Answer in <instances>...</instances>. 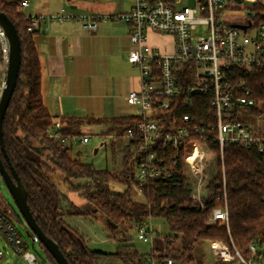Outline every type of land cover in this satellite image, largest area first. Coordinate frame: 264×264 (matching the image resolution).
<instances>
[{"label":"trees","instance_id":"1","mask_svg":"<svg viewBox=\"0 0 264 264\" xmlns=\"http://www.w3.org/2000/svg\"><path fill=\"white\" fill-rule=\"evenodd\" d=\"M24 0H0V10L15 23L22 44V63L16 86L3 121L5 152L0 156L11 173L13 166L27 191V201L41 229L55 240L71 264H100L99 255L106 254L87 246L85 237L65 220L66 217L102 219L117 241L127 238L128 222L147 224L154 217H162L170 233L163 236L164 248L148 255L140 254L134 247L123 244L118 255L126 264H194L198 258L200 242L220 240L232 252L237 248L250 258L249 245L255 242L264 246V143L262 149L240 143L228 144L221 153L220 145L210 141L208 146L216 153V172L205 183L202 202L192 195V176L179 150V162L170 176L157 179L141 188L135 181L134 165L142 157L140 144H126L122 169L119 172L98 169L71 155V149L62 148L59 141L48 136L54 118L46 107L42 95V64L29 21L22 9ZM170 2V0H166ZM236 0H230L233 6ZM0 42V77L6 74ZM232 82L245 80L257 106L235 111V118L251 126L247 113L264 118V69L249 73L240 67L228 70ZM186 101V100H185ZM191 105L182 108L198 120L207 118L210 98L196 94ZM167 119V118H166ZM209 119H213L211 116ZM139 116H122L102 119L105 135L122 134L133 127ZM68 135H79L77 129L63 126ZM254 131V130H253ZM264 136V131L255 132ZM169 157L175 153L168 149ZM6 153V154H5ZM63 175L68 190L77 192L83 199L76 204L63 193L52 175ZM80 180H83L79 182ZM78 181V182H77ZM120 184L123 188L117 187ZM140 194L143 199L137 200ZM228 208V221L208 220L217 207ZM52 264H59L42 244ZM235 260L231 263L235 264Z\"/></svg>","mask_w":264,"mask_h":264},{"label":"built area","instance_id":"2","mask_svg":"<svg viewBox=\"0 0 264 264\" xmlns=\"http://www.w3.org/2000/svg\"><path fill=\"white\" fill-rule=\"evenodd\" d=\"M229 1L197 0L195 6L176 7L166 0H136L130 11L121 14H74L66 8L48 14L25 13L30 32H47L52 22L71 19H78L91 33L97 31L102 20L129 22L128 60L139 73V88L131 91L126 99L136 107L139 120L124 133L110 137L140 144L143 155L134 165L133 176L141 188L170 176L179 162L178 151L181 150L182 159L195 180L191 195L202 202L205 183L211 176L210 167L216 158V153L208 146L210 141L220 145L221 153L233 143L262 149L264 136L257 135L249 125L235 118L237 109L253 106L261 109L262 106L251 97L245 80L232 82L227 73L232 67L249 73L256 68L264 69V0H236L233 6H228ZM28 3L29 0H24L22 9ZM243 8L248 11L247 17H239L236 22H231L224 13ZM234 23L245 28L236 27ZM149 30L172 35L174 51L163 52L149 45ZM0 42L7 69L9 41L1 26ZM5 87L6 74L0 77V97ZM196 94L210 98L207 118L202 120L182 109L192 106L191 97ZM62 128V122L54 120L48 129V136L59 141L62 148L73 150L74 146L89 141L88 134L68 135ZM168 149L175 151L172 157ZM217 220L228 221L227 206L215 208L208 224ZM127 226L135 227L138 237L144 240L153 231L151 220L147 224L128 222ZM0 232L25 264H39L37 256L27 249L21 233L1 212ZM209 244L216 260L232 262L236 257L235 264H264V256L257 254L255 242L249 245L251 256L248 259L235 247L233 253L223 241L213 240ZM8 255L9 250L0 247V262ZM167 264H173L172 260Z\"/></svg>","mask_w":264,"mask_h":264},{"label":"crops","instance_id":"3","mask_svg":"<svg viewBox=\"0 0 264 264\" xmlns=\"http://www.w3.org/2000/svg\"><path fill=\"white\" fill-rule=\"evenodd\" d=\"M135 2L29 0L23 11L48 14L66 8L74 14H121L130 11ZM182 2L169 3L180 7ZM129 31V22L122 19L102 20L93 33L78 19H71L52 22L47 32L33 34L42 64L43 100L54 120L79 130V135H89L95 128H100L102 134L106 129L102 119L138 116L136 107L126 99L139 88V73L128 60ZM148 43L163 52L175 49L172 35L153 30L148 31Z\"/></svg>","mask_w":264,"mask_h":264},{"label":"rangeland","instance_id":"4","mask_svg":"<svg viewBox=\"0 0 264 264\" xmlns=\"http://www.w3.org/2000/svg\"><path fill=\"white\" fill-rule=\"evenodd\" d=\"M188 5L195 6L196 0H183L179 5L180 7ZM226 16L230 17L236 22L239 17H247L248 11L246 9H233L224 12ZM131 110V109H130ZM134 110V109H133ZM132 110V111H133ZM134 112V111H133ZM248 120L251 122V126H254V132L264 131V118L254 117L247 113ZM106 130V129H105ZM104 130V131H105ZM89 141L86 143H80L74 146L71 150V155L79 157L83 163L93 164L98 169H109L111 171L119 172L122 169V163L124 154L126 153V144L128 142L124 139L114 140L110 136H104L101 134L100 128H95L93 133L89 134ZM211 175H213L216 168V160L213 161L211 167ZM191 175V174H190ZM58 188L65 193L68 198L76 204L82 203L83 199L75 192L68 190L67 184L64 182L63 175H52ZM83 180H80L81 182ZM78 182V181H77ZM192 185L195 184V180L192 177ZM119 188H123L120 184H115ZM137 200L143 199L138 194L135 196ZM0 212L4 214L21 233L27 249L33 252L38 260L39 264H52L49 260L45 249L41 246L40 242L33 235L30 227L26 223L20 210L18 209L12 195L10 194L3 178L0 175ZM69 225L78 229L79 232L85 237L87 246L92 250H99L106 254L99 255L100 264H126L115 253L119 251L123 244L134 247L140 254L148 255L153 250H162L164 248L163 236L170 233V229L164 218L154 217L151 219L152 233H148V239L144 240L138 237V230L128 228L127 238L129 241H117L111 234L108 225L102 219H92L90 217H66L65 219ZM0 247L9 250V255L6 256L0 264H25L23 258L14 253L12 246L8 245L4 235L0 232ZM198 258L194 264H233L228 261L216 260L211 252L209 242H200L197 245ZM257 254L264 256V246L257 245ZM251 256V253H250Z\"/></svg>","mask_w":264,"mask_h":264},{"label":"water","instance_id":"5","mask_svg":"<svg viewBox=\"0 0 264 264\" xmlns=\"http://www.w3.org/2000/svg\"><path fill=\"white\" fill-rule=\"evenodd\" d=\"M233 25L236 27L245 28V25L242 24L234 23ZM0 26L6 32L9 41V61L6 69V87L2 93V96L0 97V147L5 152L3 121L20 72L22 63V44L15 23L4 11L1 10ZM11 170L12 172L10 173L5 167L4 162L0 156V174L3 177V180L10 194L12 195L26 223L30 227L33 235L50 251V253L55 257L59 264H71L60 249L59 244L47 234H45V232L37 223L36 218L34 217L27 201L26 188L16 169L11 166Z\"/></svg>","mask_w":264,"mask_h":264},{"label":"flooded vegetation","instance_id":"6","mask_svg":"<svg viewBox=\"0 0 264 264\" xmlns=\"http://www.w3.org/2000/svg\"><path fill=\"white\" fill-rule=\"evenodd\" d=\"M1 148V147H0ZM2 149V148H1ZM1 175V174H0ZM2 177V176H1ZM3 178V177H2Z\"/></svg>","mask_w":264,"mask_h":264},{"label":"bare ground","instance_id":"7","mask_svg":"<svg viewBox=\"0 0 264 264\" xmlns=\"http://www.w3.org/2000/svg\"><path fill=\"white\" fill-rule=\"evenodd\" d=\"M198 155V153H196Z\"/></svg>","mask_w":264,"mask_h":264}]
</instances>
